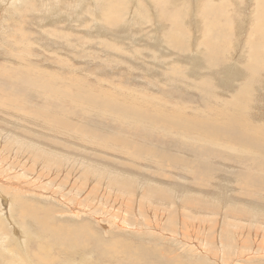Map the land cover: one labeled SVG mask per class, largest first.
Instances as JSON below:
<instances>
[{
    "label": "rangeland",
    "instance_id": "obj_1",
    "mask_svg": "<svg viewBox=\"0 0 264 264\" xmlns=\"http://www.w3.org/2000/svg\"><path fill=\"white\" fill-rule=\"evenodd\" d=\"M0 264H264V0H0Z\"/></svg>",
    "mask_w": 264,
    "mask_h": 264
},
{
    "label": "bare ground",
    "instance_id": "obj_2",
    "mask_svg": "<svg viewBox=\"0 0 264 264\" xmlns=\"http://www.w3.org/2000/svg\"><path fill=\"white\" fill-rule=\"evenodd\" d=\"M260 1V0H259ZM175 215V214H174Z\"/></svg>",
    "mask_w": 264,
    "mask_h": 264
}]
</instances>
